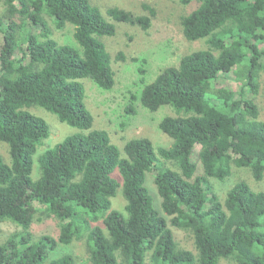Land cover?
<instances>
[{"label": "trees", "instance_id": "obj_1", "mask_svg": "<svg viewBox=\"0 0 264 264\" xmlns=\"http://www.w3.org/2000/svg\"><path fill=\"white\" fill-rule=\"evenodd\" d=\"M179 2L192 6L181 18L184 38L205 40L206 48L162 69L126 109L128 117L135 102L151 113L172 110L158 123L171 143L155 148L140 137L120 149L106 130L93 129L85 83L112 90L103 39L115 35L117 23L147 32L154 11H102L90 0H0V141L10 158L7 164L0 155V223L20 229L0 241V264H76L58 249L83 238L90 264H264V190L240 180L221 201L212 183L229 178L233 166L264 179V122L255 103L264 72V0ZM50 25H71L76 46L58 43ZM229 73L238 92L212 86ZM32 107L79 131L38 155L36 180L33 157L50 130L26 110ZM152 170L160 210L146 186ZM119 189L124 212L112 209ZM33 201L58 221L57 239L33 238ZM169 226L190 233L196 253L179 248Z\"/></svg>", "mask_w": 264, "mask_h": 264}, {"label": "rangeland", "instance_id": "obj_2", "mask_svg": "<svg viewBox=\"0 0 264 264\" xmlns=\"http://www.w3.org/2000/svg\"><path fill=\"white\" fill-rule=\"evenodd\" d=\"M90 2L102 11L108 7H118L138 16H148L149 12L144 9V6H148L155 13L147 32L137 26L117 23L114 24L115 35L103 39L106 50L111 57L115 85L110 91H100L91 82L85 83L87 107L94 118L93 129L106 130L111 142L120 149L126 141L140 137L149 139L155 148L168 147L171 140L159 130L158 123L164 116H174L172 110L164 107L157 112L151 113L142 108L139 102H135L136 114L128 117L126 109L131 102L130 97L133 94L138 95L142 88L141 86L144 83L152 82L162 69L176 66L182 56L206 48L205 40L188 42L182 34L181 18L190 12L192 6H184L179 0H90ZM4 11L5 7L1 4L0 16L4 14ZM50 28L52 37L58 43L76 46L72 37L73 27L71 25H66L61 31L54 30L52 25H50ZM38 32L37 28L33 29V33L37 34ZM2 45L3 36L0 33V50ZM23 47L25 46L23 45ZM120 54L124 58L123 60L119 59ZM16 55L19 56L17 52ZM142 60L146 61L143 65L147 71L145 76H141L138 71L142 65ZM140 78L143 79L142 84L140 83ZM259 82V95L255 103L259 111V120L264 122V72L260 74ZM212 86L224 87L234 92H238L240 89L239 84L234 80L231 73L221 75L217 81L212 83ZM26 110L45 120L50 130L49 137L37 148V154L33 157L34 163L31 178L36 180L39 176L36 161L38 155L54 147L67 136L79 131L64 123H60L53 114L39 107H32ZM123 123L124 128L122 127ZM199 149L200 147L196 146L193 154V161L198 167H200L197 158ZM0 155L5 163L10 164L8 146L1 141ZM231 171V176L224 182L212 180L214 189L221 201L224 200L226 192L240 180L245 181L254 192L264 190V179L260 182H255L247 168L233 166ZM156 174L157 170H152L147 174L146 186L153 197V205L160 210V197L154 185V176ZM111 204L112 209L124 212L125 200L121 195L120 189L117 191L116 196L111 199ZM32 207L33 221L30 233L33 238L36 240L40 237L48 236L57 239L59 232L58 221L52 216H47L45 213L46 207L38 202L33 201ZM169 227L174 233L179 248L196 253L190 233ZM16 232H20V229L12 223L7 221L0 223L1 242H4L6 237ZM58 252L60 255L63 253L71 254L76 264H90L88 262L85 238L74 240L68 247L58 249Z\"/></svg>", "mask_w": 264, "mask_h": 264}]
</instances>
